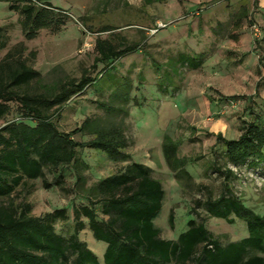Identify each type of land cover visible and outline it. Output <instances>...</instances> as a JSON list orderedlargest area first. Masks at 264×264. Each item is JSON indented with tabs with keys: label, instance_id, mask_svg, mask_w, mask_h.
Returning <instances> with one entry per match:
<instances>
[{
	"label": "trees",
	"instance_id": "1",
	"mask_svg": "<svg viewBox=\"0 0 264 264\" xmlns=\"http://www.w3.org/2000/svg\"><path fill=\"white\" fill-rule=\"evenodd\" d=\"M0 2L8 3L10 10L20 13L21 32L26 40L34 39L42 29L57 33L69 19L66 11L46 1ZM145 2L162 3L164 0ZM158 29L160 27L154 31ZM102 31H110V28ZM5 46L0 40V51ZM17 47L0 58V120L5 121L0 127V199L9 198L16 188L38 179L46 190L55 186L67 192L64 185L68 173L73 178L69 193L84 202L71 201L70 216L65 207L33 215L29 203L0 202V264H264V212L258 214L247 207L232 191L231 185L236 179L231 167L257 168L264 163V115L261 112L248 110L249 119L240 121L236 138L207 133L220 145V152L211 149V159L204 161L205 168L222 177V188L216 197H212L202 183H194L184 169L187 163L200 157H180L178 144L167 135L162 142L165 163L174 172L179 185L206 190L202 204L207 217L228 223L234 218L242 220L248 235L222 245L207 229L203 217L200 221L188 219L186 230L175 240L164 239L154 225L162 207L164 190L160 180L151 175L150 168L129 162L87 185L85 170L88 166L80 154L85 149H94L111 162L128 160L125 149L129 144L122 123L112 119L119 113H127L118 104L124 106L133 85L120 75L115 63L141 50L140 44L126 43L123 38L115 43L112 39L98 37L90 69H84L78 78L43 86L39 91L31 89V85L39 83L40 72L21 57L22 45ZM203 57L181 52L175 60L168 59L165 65L152 60L160 72L158 90L165 94L173 89L176 63L195 69ZM258 63L264 66V52L258 56ZM99 66L100 69L91 75ZM89 86L98 94L109 93L106 100L92 101L96 108L105 112V117L87 116L68 132L59 129L57 120L66 104ZM234 98L244 97L220 96L226 101ZM13 106L17 117L6 120ZM75 135L81 139H75ZM47 172L53 176V183L46 180ZM199 205L200 201L194 199L190 213ZM99 214L104 219H99ZM69 219L72 231L65 236L55 226ZM169 219L171 223L172 212ZM85 226L95 241L105 245L102 263L79 237Z\"/></svg>",
	"mask_w": 264,
	"mask_h": 264
},
{
	"label": "rangeland",
	"instance_id": "2",
	"mask_svg": "<svg viewBox=\"0 0 264 264\" xmlns=\"http://www.w3.org/2000/svg\"><path fill=\"white\" fill-rule=\"evenodd\" d=\"M39 1L63 9L69 19L59 32L42 29L31 40L22 35L20 13L10 10L8 3L0 2V40L6 44L0 51V58L21 44V57L40 72L39 83L31 85L35 91L68 78H78L84 69H90L95 56L94 42L98 37L112 39L115 43L123 38L126 43H139L141 47L138 52L115 63L120 75L133 85L124 106L118 104L127 113H119L112 119L122 123L129 144L125 153L129 158L111 162L94 149L81 151L88 166L86 184L91 185L98 178L116 172L126 163H141L150 168L151 175L163 186L162 207L154 220L161 238L175 240L186 230L188 219L200 221L203 217L207 229L222 245L246 237L248 231L244 221L234 218L228 223L207 217L202 203L207 192L212 197L218 196L222 177L205 168L204 161L211 159V149L220 152L215 137L207 136V133L236 138L240 121L249 119L250 108L264 115V66L258 63V56L264 52V0H258V3L256 0H164L150 4L145 0ZM105 27L110 31H102ZM157 27L160 29L154 31ZM181 52L202 54L203 61L195 69L176 63L173 89L163 94L157 88L160 72L152 60L165 65L168 59L175 60ZM108 94H98L92 86L87 87L64 107L57 120L59 129L68 132L87 116L105 117V112L96 108L92 101L106 100ZM220 96L244 98L226 101ZM16 113L13 106L6 120L15 119ZM4 124L5 121L0 120V127ZM165 135L178 144L180 157H200L187 163L184 169L193 182L202 183L207 192L193 188L195 186L183 188L176 181L162 154ZM74 138L81 139L78 135ZM217 157L222 163V157L219 154ZM231 169L236 176L231 183L232 191L247 207L262 214L264 163L257 168ZM45 178L54 182L48 172ZM72 181L67 173L64 186L68 191L65 192L55 186L46 190L38 179L16 188L9 198L0 199V202L29 203L33 215L65 207L70 216L71 201L75 204L84 202L69 193ZM194 199H198L200 205L190 213ZM171 212L173 221L170 223ZM99 219L104 217L100 215ZM72 226L69 219L59 222L55 228L68 236ZM79 237L102 263L104 243L95 241L87 226Z\"/></svg>",
	"mask_w": 264,
	"mask_h": 264
},
{
	"label": "bare ground",
	"instance_id": "3",
	"mask_svg": "<svg viewBox=\"0 0 264 264\" xmlns=\"http://www.w3.org/2000/svg\"><path fill=\"white\" fill-rule=\"evenodd\" d=\"M98 256V255H97Z\"/></svg>",
	"mask_w": 264,
	"mask_h": 264
}]
</instances>
